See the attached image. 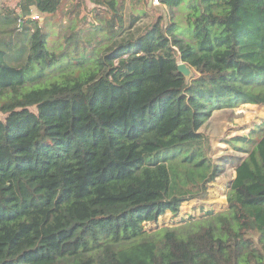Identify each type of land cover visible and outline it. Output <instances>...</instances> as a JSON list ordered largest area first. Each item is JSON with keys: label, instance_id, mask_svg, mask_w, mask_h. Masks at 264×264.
Listing matches in <instances>:
<instances>
[{"label": "trees", "instance_id": "16d2710c", "mask_svg": "<svg viewBox=\"0 0 264 264\" xmlns=\"http://www.w3.org/2000/svg\"><path fill=\"white\" fill-rule=\"evenodd\" d=\"M158 1L2 6L0 264H264V123L228 141L227 210L146 229L209 199L214 112L264 109V0Z\"/></svg>", "mask_w": 264, "mask_h": 264}, {"label": "rangeland", "instance_id": "374dc122", "mask_svg": "<svg viewBox=\"0 0 264 264\" xmlns=\"http://www.w3.org/2000/svg\"><path fill=\"white\" fill-rule=\"evenodd\" d=\"M15 0H11L10 5L14 4ZM64 0L63 4L68 7L70 2L77 3L81 0ZM85 3L92 7L89 0ZM71 6V5H70ZM69 6V7H70ZM72 7V6H71ZM127 20L129 25L130 35L140 33L150 22L151 18H137L131 16L128 9ZM42 19V16L40 17ZM87 14L85 11L82 13V20L87 21ZM52 33V29H48ZM128 33V31H127ZM21 44L11 54L12 50L7 52L8 62L12 65H20L28 55V46L25 49L24 35H20ZM264 123V109L251 104L239 105L235 108H225L216 110L212 118L202 129V133L211 139L215 159L219 160L223 168V174L212 184L209 188V199L206 202L194 200L183 204L181 214L178 218H173L170 214L162 218L158 225H147L146 229L153 231L156 228L164 227H179L186 225L190 221H197L204 218L210 211L219 213L227 210V195L229 191V182L235 177V164L238 154L237 150L228 141L231 139L249 138L252 131L259 125ZM239 141V140H238ZM240 142V141H239ZM236 157V158H235Z\"/></svg>", "mask_w": 264, "mask_h": 264}, {"label": "water", "instance_id": "95a60500", "mask_svg": "<svg viewBox=\"0 0 264 264\" xmlns=\"http://www.w3.org/2000/svg\"><path fill=\"white\" fill-rule=\"evenodd\" d=\"M178 69L185 77H191V70L185 64H180Z\"/></svg>", "mask_w": 264, "mask_h": 264}, {"label": "crops", "instance_id": "0c3cea01", "mask_svg": "<svg viewBox=\"0 0 264 264\" xmlns=\"http://www.w3.org/2000/svg\"><path fill=\"white\" fill-rule=\"evenodd\" d=\"M10 2H11V0H0V10H1L3 5L10 4ZM15 4H16V2H14V4H12V6H15ZM41 21H43V17H42Z\"/></svg>", "mask_w": 264, "mask_h": 264}, {"label": "built area", "instance_id": "2783aa9c", "mask_svg": "<svg viewBox=\"0 0 264 264\" xmlns=\"http://www.w3.org/2000/svg\"><path fill=\"white\" fill-rule=\"evenodd\" d=\"M153 4H154L155 6H159V5H160V3H159L158 0H153ZM33 18L36 19V20H39V19H40L39 16H34Z\"/></svg>", "mask_w": 264, "mask_h": 264}]
</instances>
